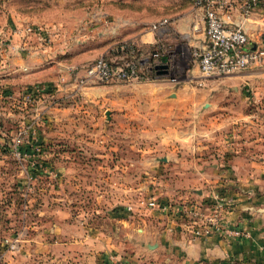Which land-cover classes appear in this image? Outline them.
I'll list each match as a JSON object with an SVG mask.
<instances>
[{"label":"rangeland","instance_id":"374dc122","mask_svg":"<svg viewBox=\"0 0 264 264\" xmlns=\"http://www.w3.org/2000/svg\"><path fill=\"white\" fill-rule=\"evenodd\" d=\"M130 1L131 11L120 12V0H0V25L18 18L46 26L53 48L73 46L61 48L64 55L83 38L80 57L86 58L80 62L89 64L104 46L94 27H102L105 13L130 20L141 1L158 2ZM157 7L146 13L152 16ZM168 52L172 67L149 79L154 88L144 81L77 86L82 89L53 99L54 109L38 115L19 93L0 97V264H91L85 248L108 242L132 248L137 242L127 227L114 228L119 219L138 220L140 212L159 206L182 221L184 206L211 208L212 195L223 189L213 188L207 199L188 192L204 180L182 159L191 152L185 146L196 141L192 136L200 146L211 124L231 117V95L217 96L225 86L221 76L202 77L179 41ZM170 91L180 94L166 97ZM30 122L15 156L12 138Z\"/></svg>","mask_w":264,"mask_h":264},{"label":"crops","instance_id":"0c3cea01","mask_svg":"<svg viewBox=\"0 0 264 264\" xmlns=\"http://www.w3.org/2000/svg\"><path fill=\"white\" fill-rule=\"evenodd\" d=\"M131 2L120 0L119 11H131L128 4ZM141 3V11L130 20L124 18L122 13L114 20L108 17V13L102 17L103 20L98 18L104 23L100 28L94 27L97 43L104 45L96 53L98 56L107 55L122 40L132 41L139 47L157 45L167 50L179 41L186 50L202 49L204 34L201 13L189 2L158 0L153 5ZM154 6H159V11L149 16L146 11ZM160 17L168 20L164 29L151 30L150 24ZM229 18L242 26L252 44H260L264 48V0H259L245 20L240 19L236 9L230 12ZM113 21L115 27L111 26ZM24 22L17 18L6 23L18 26ZM74 35L64 37L68 40ZM81 39H75L77 48H72V56L71 53H63L67 49L70 51L72 45L53 48L49 43L42 46L36 36H30L25 52L12 55L0 68V97L11 98L15 93L21 94L27 86L48 83L53 91L41 95L34 109L42 112L44 109H54L56 104L53 99L65 96L74 89H82L66 80L64 71L65 66L80 65V61L85 60L86 57H80L83 49ZM18 41L14 36L13 42ZM220 78L225 86L217 96L224 98L226 93L230 94L228 103L232 101L234 111L230 118L220 117L219 121L211 124L213 128L205 133L200 146L196 144L199 140L192 136L191 140L196 141L185 146L191 152L188 158L182 159L186 163L182 165L204 180L199 186H190L188 192L195 193L200 199H207L213 188H222L228 193L220 190L222 194L234 199L231 210L225 213V220L234 227L247 230L249 237L225 238L212 232L205 238H194L178 216L164 214V210L158 206L140 212L138 220L119 219L120 224L114 226L115 229L127 227V231L131 230L137 241L132 248H125L119 242H108L103 248H85L89 249L87 254L91 264H264V62ZM149 79L143 83L154 88ZM178 94L180 92L170 91L165 95L175 97ZM198 152L212 159L207 162V157H196L194 153L197 155ZM165 155L163 158L166 161ZM134 222L136 225L132 228ZM86 229L93 235L99 232L96 227ZM63 249H70L71 254L74 253V248Z\"/></svg>","mask_w":264,"mask_h":264},{"label":"built area","instance_id":"2783aa9c","mask_svg":"<svg viewBox=\"0 0 264 264\" xmlns=\"http://www.w3.org/2000/svg\"><path fill=\"white\" fill-rule=\"evenodd\" d=\"M185 1L200 11L203 21L204 45L202 49L190 51L202 77L225 76L264 62V48L260 44H252L242 26L233 23L229 18L230 12L236 9L240 19L245 20L259 0ZM167 23V18H159L150 24V29L161 31ZM50 33L43 25L32 22H24L18 26L1 24L0 68L12 55L25 52L30 36H36L42 46L49 45ZM14 36L19 39L16 43L13 42ZM161 48L165 47L157 46L156 50L143 54L137 44L122 40L117 42L107 55H100L89 64L65 66L66 80L77 87L109 82L145 81L158 77L159 74H156L153 67L160 63L161 57H167L168 70L172 67L170 52ZM169 80L175 81L173 77ZM49 88L48 83L27 86L21 93L20 101L25 106H32L34 110L40 96L46 94ZM39 113L35 111V115ZM30 127L32 122L17 130L12 138V153L15 156H19L18 147ZM35 151L38 149L35 148ZM211 201V208L207 212L195 205H187L180 210L183 216L182 224L192 237L205 238L212 232L225 238L249 237L247 230L234 227L225 220V213L229 212L234 204L232 197L214 193ZM8 246L13 249L11 241Z\"/></svg>","mask_w":264,"mask_h":264},{"label":"water","instance_id":"95a60500","mask_svg":"<svg viewBox=\"0 0 264 264\" xmlns=\"http://www.w3.org/2000/svg\"><path fill=\"white\" fill-rule=\"evenodd\" d=\"M168 63H167V57L163 56L160 59V63L156 64L153 68L155 69L156 74L159 75H165L168 73ZM106 117H108V113H105ZM161 161H165V158H161Z\"/></svg>","mask_w":264,"mask_h":264},{"label":"trees","instance_id":"16d2710c","mask_svg":"<svg viewBox=\"0 0 264 264\" xmlns=\"http://www.w3.org/2000/svg\"><path fill=\"white\" fill-rule=\"evenodd\" d=\"M139 48H140V51L143 54H145V53L152 52V51L156 50L157 49V45L156 46L155 45H152V46H142V47L140 46Z\"/></svg>","mask_w":264,"mask_h":264}]
</instances>
